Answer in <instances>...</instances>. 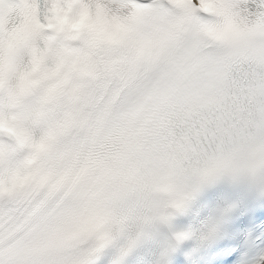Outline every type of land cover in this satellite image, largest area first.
<instances>
[{"label":"snow or ice","instance_id":"6c2138e0","mask_svg":"<svg viewBox=\"0 0 264 264\" xmlns=\"http://www.w3.org/2000/svg\"><path fill=\"white\" fill-rule=\"evenodd\" d=\"M33 5L0 0V32ZM103 5L123 30L50 117L49 165L0 195V264H94L113 230L264 168V0Z\"/></svg>","mask_w":264,"mask_h":264},{"label":"clouds","instance_id":"9594fccd","mask_svg":"<svg viewBox=\"0 0 264 264\" xmlns=\"http://www.w3.org/2000/svg\"><path fill=\"white\" fill-rule=\"evenodd\" d=\"M122 30L103 0H46L42 15L30 6L0 32V195L49 165L50 117L79 94L97 51ZM253 264H264V253Z\"/></svg>","mask_w":264,"mask_h":264}]
</instances>
